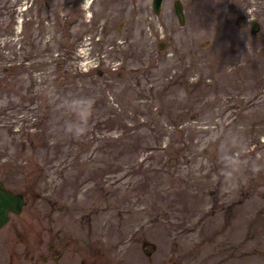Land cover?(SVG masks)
<instances>
[{"label": "rangeland", "instance_id": "rangeland-1", "mask_svg": "<svg viewBox=\"0 0 264 264\" xmlns=\"http://www.w3.org/2000/svg\"><path fill=\"white\" fill-rule=\"evenodd\" d=\"M180 1L0 0V264H264V36Z\"/></svg>", "mask_w": 264, "mask_h": 264}, {"label": "flooded vegetation", "instance_id": "flooded-vegetation-1", "mask_svg": "<svg viewBox=\"0 0 264 264\" xmlns=\"http://www.w3.org/2000/svg\"><path fill=\"white\" fill-rule=\"evenodd\" d=\"M82 4L84 5V3ZM210 6L211 8L220 7L222 9L224 21L227 23V30L229 32L249 30L252 36H257L260 32L264 36V0H212ZM254 29L255 32H253ZM52 250L53 245H48V251L51 252ZM55 252L57 255L50 256L52 260L58 257L59 251L55 250ZM24 256L27 258L28 253H25ZM35 258L34 254L29 257L32 263L35 261ZM38 258L42 263L48 260V257L44 255Z\"/></svg>", "mask_w": 264, "mask_h": 264}, {"label": "water", "instance_id": "water-1", "mask_svg": "<svg viewBox=\"0 0 264 264\" xmlns=\"http://www.w3.org/2000/svg\"><path fill=\"white\" fill-rule=\"evenodd\" d=\"M162 0H152V10L155 14H159ZM173 10L180 25L185 23V16L180 0H174ZM255 32V29L253 30ZM160 48L164 46L163 42L159 43ZM26 205L24 195L20 192H14L4 186L0 181V228H2L10 218V214H19ZM146 242L142 245L144 246ZM150 249V247H148Z\"/></svg>", "mask_w": 264, "mask_h": 264}, {"label": "trees", "instance_id": "trees-1", "mask_svg": "<svg viewBox=\"0 0 264 264\" xmlns=\"http://www.w3.org/2000/svg\"><path fill=\"white\" fill-rule=\"evenodd\" d=\"M15 18V16H14V12H13V14H11L10 15V19H14ZM12 21V20H11ZM60 70H62L63 68H61V67H58ZM142 72H144V73H141V75H145L146 77H148L149 78V76H151L152 75V72H151V68H148L147 70H143ZM62 73H66L67 74V72H65L64 71V69L62 70ZM68 76V75H67ZM173 80V79H172ZM73 82H75V81H73ZM70 83H72V82H70ZM138 83V82H137ZM63 85H66L67 87H68V82L65 84V83H62L61 85H59V87H62ZM138 85H140V83H138ZM153 87V86H152ZM68 89V88H67ZM154 88H151V92H152V90H153ZM142 90V91H141ZM140 90V92L142 93V95H145L144 94V90H143V88ZM165 90V87L163 88V90L162 91H164ZM157 91H159V89L157 90ZM165 108V112L163 111L161 114L162 115H166V117L167 118H175V112H176V110L173 108V107H169V108H167V107H164ZM178 109V108H177ZM186 111V110H185ZM183 113H185V114H187V112H183ZM135 114H138L137 113V111H135ZM182 114V113H181ZM108 121H111V120H108ZM155 122V121H154ZM134 125H130V126H128V129L129 130H135L136 131V129H138L139 127H141L142 125H144L143 124V122H140L139 121V119L138 118H136V119H134V123H133ZM150 125V124H152V123H150V122H148L147 121V123H145V125ZM179 124V122H175V125L177 126ZM174 125V124H173ZM175 125L173 126V128H174V131H176V127H175ZM188 130L190 129V128H187ZM134 131V132H135ZM167 134V135H166ZM165 134V136H167L168 138H169V140H168V144H167V148L164 146V149L166 150V149H170L171 147H172V145L174 144L173 143V135L174 134H172V133H169V132H167ZM45 137H46V135H44ZM45 139H48V138H45ZM46 144V143H45ZM139 145H140V143L139 142H137L136 144H134V146L135 147H133V149L134 150H138V147H139Z\"/></svg>", "mask_w": 264, "mask_h": 264}, {"label": "bare ground", "instance_id": "bare-ground-1", "mask_svg": "<svg viewBox=\"0 0 264 264\" xmlns=\"http://www.w3.org/2000/svg\"><path fill=\"white\" fill-rule=\"evenodd\" d=\"M90 0H85V3H88Z\"/></svg>", "mask_w": 264, "mask_h": 264}]
</instances>
